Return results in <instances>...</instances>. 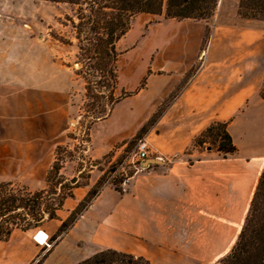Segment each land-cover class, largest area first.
<instances>
[{"label":"crops","instance_id":"0c3cea01","mask_svg":"<svg viewBox=\"0 0 264 264\" xmlns=\"http://www.w3.org/2000/svg\"><path fill=\"white\" fill-rule=\"evenodd\" d=\"M28 2L0 0V176L22 175L26 169L39 173L49 165L40 166V161L53 158L63 143L70 68L53 62L49 46L33 38L32 29L11 21ZM232 15L229 22L218 12L212 24L168 20L157 25L165 36L152 47L156 54L147 62L145 87L95 124L90 143L92 153L105 155L131 140L181 86L143 135L151 156L139 163L121 191L104 186L55 244L41 245L34 235L14 231L0 242V264H31L45 247L41 264H78L106 250L149 264H220L231 254L264 171V23ZM207 25L209 41L201 52ZM51 118L57 121L48 126ZM214 122L227 124L234 154L191 150L193 140ZM43 124L50 127L48 136L39 135ZM95 127L99 132L94 133ZM88 187L73 191L50 221L47 236Z\"/></svg>","mask_w":264,"mask_h":264},{"label":"trees","instance_id":"16d2710c","mask_svg":"<svg viewBox=\"0 0 264 264\" xmlns=\"http://www.w3.org/2000/svg\"><path fill=\"white\" fill-rule=\"evenodd\" d=\"M51 3H65L75 7L74 20L70 22L75 33L76 43L66 42L69 50L75 51L76 62L72 68L75 76L84 82L86 107L90 116V125L106 119L114 106L130 93L117 95V61L119 52L117 43L127 34L131 21L138 15H150L171 20L205 21L211 18L219 0H42ZM252 11V15L242 12ZM259 12L264 20V0H241L238 14L243 18L257 19ZM57 40V39H56ZM59 41V40H57ZM62 43V41H59ZM60 49V47H55ZM67 67H71L67 65ZM196 70L193 68L186 76L187 80ZM182 85V84H181ZM179 88L161 105L150 120L139 130L133 140L138 139L161 115ZM264 101V95L260 94ZM211 145L205 149L226 157L236 152V148L227 131V124L214 122L192 142V148H202L206 139ZM46 175V188L34 192L24 187H16L10 182L0 184V242H7L14 231L23 233L39 229L46 221L57 219L67 199L73 197L78 186L75 178L66 180L60 171L59 151ZM86 186V184L84 185ZM119 191V190H117ZM100 190L90 191L61 223L52 244L74 224L81 213L89 206ZM46 255L36 264H41ZM79 264H149L141 257L119 253L112 250L102 251ZM222 264H264V171L254 194L249 216L241 230L239 238L229 256Z\"/></svg>","mask_w":264,"mask_h":264},{"label":"rangeland","instance_id":"374dc122","mask_svg":"<svg viewBox=\"0 0 264 264\" xmlns=\"http://www.w3.org/2000/svg\"><path fill=\"white\" fill-rule=\"evenodd\" d=\"M29 1V4L18 7L17 14L19 18L11 20V18L8 17L9 21L11 20L23 26L25 30L32 29V37L42 43H47L49 46L48 56L53 59V62L60 66H71L69 67L70 70H66V75L69 72L71 75V89L68 91L66 86V93L63 99L66 111L60 138L63 143L56 146V148L62 147L65 149V151H59L58 157L62 166L60 173L62 177L68 181L75 178L80 187H84L85 184L89 185L86 195L80 202L86 199L90 191L97 189L101 190L107 185H110L115 190L121 191L127 179L139 168V162L136 161L133 154L138 141L142 140L144 134L138 139L133 140L136 134L131 140L116 145L105 155L92 153L90 151L92 130L95 124L103 120L90 125L91 113H89L88 108L85 106L87 102L85 99L84 82L80 77L75 76L72 70L76 62L75 51L69 50L68 46L64 44L66 42L76 43L74 30L70 22L66 20V18L74 20L75 7L65 3H51L42 0ZM240 1L241 0H219L213 16L208 20L201 21L206 24H212L217 13L221 12L220 18L226 22H229L233 16L232 14L236 13L237 17L241 20L253 23H264V20H261L259 12H254L255 15H258L257 19L241 17L238 14ZM252 1L253 0H250V3H252ZM25 3L27 2L25 1ZM10 5H12V3H10ZM243 11L247 13V15L253 14L252 11L247 12L242 10V12ZM9 14L11 17L13 13L10 12ZM168 20L171 19L150 15H138L132 19L129 31L116 45V49L119 52L117 61L118 87L116 92L118 96L124 92L130 93V96H132L145 87L148 69L147 62L152 60L156 54L154 51H151L152 47L161 37L165 36V31L161 32L157 25L166 23ZM209 33L210 28L209 25H207L203 31L200 47L201 52H204L206 49L209 41ZM56 39L62 41V43ZM56 46L60 47V49L55 48ZM44 65L45 63L42 61L40 67L43 68ZM198 66L199 63L196 64V68ZM24 83H26V81H24ZM57 87L58 83L55 84L53 88L57 89ZM260 94L264 95V82ZM39 98L40 96L36 97L35 95H31V99H34L33 101L38 100V103L41 102ZM48 101L51 102L50 97H48ZM64 103H62V105H64ZM24 106L26 107V105ZM32 107L36 111L37 102L33 103ZM56 121L57 120L53 118L49 119L48 126H52V123ZM44 126H40L39 128L40 136H48V134L51 133L50 127ZM99 130L95 127L94 133L99 132ZM56 140H59V138ZM205 142L202 148L191 147V150H205L206 147L211 145V139L207 138ZM56 148L53 158L40 161V166H47V164H49L47 168H40V172L37 174H32V170L26 169L22 175L0 176V184L10 182L14 186L24 187L30 192L45 189L46 175L55 160ZM61 214L64 215L65 213L62 212ZM68 216H66L65 220ZM50 226L51 222L46 221L39 229L27 233L30 237L34 235L35 240V236L38 233L43 232L47 235ZM54 234L47 236L49 237L46 241L47 245H52L53 242L51 243L50 239ZM47 249L48 247H45L41 250L38 257L31 264H36L43 259V257L47 255ZM220 264H222V261Z\"/></svg>","mask_w":264,"mask_h":264},{"label":"built area","instance_id":"2783aa9c","mask_svg":"<svg viewBox=\"0 0 264 264\" xmlns=\"http://www.w3.org/2000/svg\"><path fill=\"white\" fill-rule=\"evenodd\" d=\"M151 154H152V151L148 147L147 143H145L143 140L138 141L135 147V152L133 154L134 158H136V161L140 163L141 161L149 158ZM154 159L159 162H163L162 158L154 157ZM126 183L127 181L124 184Z\"/></svg>","mask_w":264,"mask_h":264},{"label":"bare ground","instance_id":"6f19581e","mask_svg":"<svg viewBox=\"0 0 264 264\" xmlns=\"http://www.w3.org/2000/svg\"><path fill=\"white\" fill-rule=\"evenodd\" d=\"M39 237V239H38ZM48 237L46 234H44L43 232L41 233H38L36 236H35V241L41 245H45L46 244V241H47Z\"/></svg>","mask_w":264,"mask_h":264},{"label":"snow or ice","instance_id":"6c2138e0","mask_svg":"<svg viewBox=\"0 0 264 264\" xmlns=\"http://www.w3.org/2000/svg\"><path fill=\"white\" fill-rule=\"evenodd\" d=\"M38 239H39V237H38Z\"/></svg>","mask_w":264,"mask_h":264},{"label":"water","instance_id":"95a60500","mask_svg":"<svg viewBox=\"0 0 264 264\" xmlns=\"http://www.w3.org/2000/svg\"><path fill=\"white\" fill-rule=\"evenodd\" d=\"M153 161H155V160H153Z\"/></svg>","mask_w":264,"mask_h":264}]
</instances>
